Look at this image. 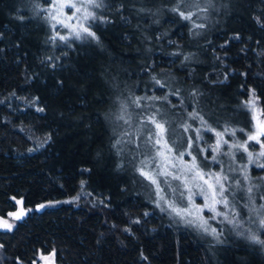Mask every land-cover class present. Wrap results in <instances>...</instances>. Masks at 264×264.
Here are the masks:
<instances>
[{
    "label": "trees",
    "instance_id": "1",
    "mask_svg": "<svg viewBox=\"0 0 264 264\" xmlns=\"http://www.w3.org/2000/svg\"><path fill=\"white\" fill-rule=\"evenodd\" d=\"M43 1L0 0V217L30 210L0 231V264H264L222 225V244L175 225L122 143L127 116L157 137L176 124L186 148L168 144L207 169L211 131L245 139V103L264 116V0H212L205 20L194 0H103L96 38L65 40Z\"/></svg>",
    "mask_w": 264,
    "mask_h": 264
},
{
    "label": "rangeland",
    "instance_id": "2",
    "mask_svg": "<svg viewBox=\"0 0 264 264\" xmlns=\"http://www.w3.org/2000/svg\"><path fill=\"white\" fill-rule=\"evenodd\" d=\"M43 2L45 15L56 34L55 39L83 37L88 34L83 31L84 27L90 31V23L103 19V0H96L99 7L87 3V0ZM61 3L65 5L63 8H60ZM69 4H75L80 11L69 7ZM213 4L212 0H194L190 9L199 19L205 20L208 14L206 10H212ZM85 9L95 18L90 16L85 19ZM252 100L254 104L249 103ZM249 101L245 107L251 112L253 125L251 131L245 132V139H241L242 134L235 136L236 129L228 132L211 131L215 138L207 142L211 152L208 158L212 166L217 168L206 164L207 169H202L196 155L191 153L192 145L183 154L188 152L190 157L178 156L174 152L168 144V136L181 148L186 144L176 124H172L166 137L160 130L157 137L135 116L122 118L128 132L122 138V143L129 153L131 165L136 166L148 179L159 211L169 215L175 225L191 228L212 240L214 235L216 244L222 243L212 232L215 225H222L223 233L229 239L233 235L250 237L255 233H264V226L260 224L261 219H264V208L261 207L264 205V168L259 167L264 164V156L259 155L264 152V134L257 135L261 126H264V116L256 98ZM251 135H257V139H249ZM249 187L252 188L251 192H248ZM223 200L227 204L214 202ZM46 207L47 204H40L37 209L42 211ZM29 213L30 210L23 207V201L17 200V210L7 217H0V231H12L18 220L26 218ZM17 216L21 218L17 219ZM204 221H207L205 226L208 231L202 226ZM5 224L11 225V228L5 227ZM37 264H56L55 253L40 254Z\"/></svg>",
    "mask_w": 264,
    "mask_h": 264
},
{
    "label": "snow or ice",
    "instance_id": "3",
    "mask_svg": "<svg viewBox=\"0 0 264 264\" xmlns=\"http://www.w3.org/2000/svg\"><path fill=\"white\" fill-rule=\"evenodd\" d=\"M87 3L92 4V5H94L95 7H99V6H100L99 4L96 3V0H87ZM64 6H65V5H64L63 3L60 4V8H63ZM68 6H69V7L76 8V5H75V4H69ZM76 10L79 12V11H80V8H76ZM85 11H86L85 19H87V18L90 17V16H92L93 18H95V17L93 16L92 13L87 12L86 9H85ZM181 15L184 16L183 13H181ZM52 18H53V19H56V17H52ZM184 18H185V19H190V15H189V16H184ZM83 31L86 32V33H88V35L93 36L94 38H96V37H95V34L92 33V32H90L89 29H88L87 27H84V28H83ZM60 38H61V39H65L64 37H60ZM249 103H250V104H254L255 101L252 100V101H249ZM153 122L155 123L154 120H153ZM156 127L160 130L161 133H163V131H164V126H163L162 124L156 123ZM260 134H264V126H261L260 132H258L257 135H260ZM217 135H220V134L218 133ZM257 135H251V136H249V139H251V140H255V139H257ZM158 142H159V141H158ZM262 146H264V145H262ZM251 155H252V154L249 153V156H250V157H251ZM259 155H260V156H264V152L259 153ZM259 167L264 168V164L259 165ZM153 182L155 183V181H153ZM217 182H219V178H217ZM209 187L211 188L212 185H209ZM251 191H252V188L249 187V188H248V192H251ZM222 192H223V186L221 185V193H222ZM214 202H216V203H225V204H227V201H226V200H223V201H214ZM41 207H44V206L41 205ZM261 207L264 208V205H262ZM211 210H212V211H215L214 208H212ZM16 218H17V219H20L21 217H20V216H17ZM206 224H207V221H204L202 226H204V230H205V231H208V228L205 226ZM260 224H261V226H264V219H261ZM4 226H5V227H8V228H11V225H8V224H5ZM215 231H216L215 229H212V232H213V233H215ZM249 239H251L253 242L264 244V241L259 240L258 237H257L256 235H252V236H250Z\"/></svg>",
    "mask_w": 264,
    "mask_h": 264
}]
</instances>
